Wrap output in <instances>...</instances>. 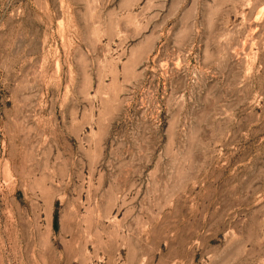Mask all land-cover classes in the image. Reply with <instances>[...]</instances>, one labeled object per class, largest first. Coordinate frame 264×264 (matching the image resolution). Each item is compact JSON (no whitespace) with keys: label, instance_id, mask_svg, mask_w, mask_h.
I'll return each mask as SVG.
<instances>
[{"label":"rangeland","instance_id":"obj_1","mask_svg":"<svg viewBox=\"0 0 264 264\" xmlns=\"http://www.w3.org/2000/svg\"><path fill=\"white\" fill-rule=\"evenodd\" d=\"M0 264H264V0H0Z\"/></svg>","mask_w":264,"mask_h":264},{"label":"crops","instance_id":"obj_2","mask_svg":"<svg viewBox=\"0 0 264 264\" xmlns=\"http://www.w3.org/2000/svg\"><path fill=\"white\" fill-rule=\"evenodd\" d=\"M142 46V43L141 44H138V45H136L135 47H141Z\"/></svg>","mask_w":264,"mask_h":264}]
</instances>
